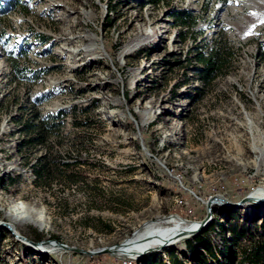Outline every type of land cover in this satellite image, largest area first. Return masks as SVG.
Listing matches in <instances>:
<instances>
[{
    "label": "rangeland",
    "instance_id": "374dc122",
    "mask_svg": "<svg viewBox=\"0 0 264 264\" xmlns=\"http://www.w3.org/2000/svg\"><path fill=\"white\" fill-rule=\"evenodd\" d=\"M219 40L231 57L205 79L198 54ZM34 114L58 124L44 144L26 141ZM42 155L99 188L97 204L110 208L88 209L84 185L58 173L37 188L31 164ZM257 189L264 0H0V264H196L208 243L221 260L234 233L262 232L264 203L225 204ZM214 195L222 202L203 228L157 251L88 255L27 242L55 235L96 250L152 225L143 242L152 246L203 219Z\"/></svg>",
    "mask_w": 264,
    "mask_h": 264
},
{
    "label": "trees",
    "instance_id": "16d2710c",
    "mask_svg": "<svg viewBox=\"0 0 264 264\" xmlns=\"http://www.w3.org/2000/svg\"><path fill=\"white\" fill-rule=\"evenodd\" d=\"M106 6L110 9V4L106 3ZM177 19L181 22V24L189 23V16L184 12H179V14H177ZM230 57L231 54L228 46H226L225 42L222 43L220 40L207 53L199 52L198 62L202 65V67L199 68V71L201 72L202 77L210 79L213 75L220 73L222 69L226 67ZM50 119L51 117L49 115L41 116L34 114L32 117L25 120L23 127L25 133L28 134V137L26 138L28 144H44L51 137L57 134L56 130L58 129V124H55V122ZM76 124H81V122L79 121ZM60 164L59 160L50 159L48 155L36 157L34 162L31 164L33 184L39 189H48L51 186L56 173H58L61 174L60 176H62L66 181L73 185H84L85 188L82 189V192H85L88 197V209L101 210L104 208H110V206H100L97 204L100 200H104L99 188H94L93 185L88 184L83 179H80L73 174V172H70V174H64L63 170H60L63 169L60 168L61 166L59 167ZM64 165L67 167L71 166V164L68 163H65ZM55 209L59 211L61 208L60 206L57 205L56 207L55 205ZM103 227H105V229H109L110 225L103 224ZM260 228L262 229V232H256V234H247L244 230L239 233H234L230 245L225 243L222 251L220 250V254H222L221 260H218L216 253L213 251L212 246L209 243L208 245L200 244L204 251L199 253V256L196 258V264H264V217L262 218ZM42 238L43 235L40 234L34 237L36 240ZM48 238L57 239L55 235H49ZM243 238L247 240L246 243L241 242ZM189 247L190 250H193L190 243ZM153 264L167 263L158 262ZM169 264L186 263L173 256L170 258Z\"/></svg>",
    "mask_w": 264,
    "mask_h": 264
},
{
    "label": "bare ground",
    "instance_id": "6f19581e",
    "mask_svg": "<svg viewBox=\"0 0 264 264\" xmlns=\"http://www.w3.org/2000/svg\"><path fill=\"white\" fill-rule=\"evenodd\" d=\"M262 195H264V190L257 189L254 192H252L251 196L260 197ZM262 198H264V197H262ZM260 203H264V202H260ZM260 203H253V204H260ZM213 204H219V203H212L211 205H213ZM197 223H198V221L192 223L191 225H188L186 228L175 227L172 230H167L164 233V235L161 236L160 238H158V237L153 238L152 240L149 241V244H151L152 246H147L143 243L153 228L152 225H146L141 231H139L136 234V237L134 238L136 240L122 242L118 245V247L112 249V252H110V253H115L116 251H119V250H121L127 246L138 247L141 250L142 254H145L147 252L157 251L161 247H163L164 245L168 244L169 242H173L174 240H176L179 237H187V234L195 233L196 232L195 228L197 227ZM172 239H174V240L172 241ZM180 239H177L176 241H178ZM39 249H41V248H39ZM130 249L131 248L122 250L120 252H117V254H121L124 252L128 253V252H130ZM139 249L136 251L137 253L140 252Z\"/></svg>",
    "mask_w": 264,
    "mask_h": 264
},
{
    "label": "water",
    "instance_id": "95a60500",
    "mask_svg": "<svg viewBox=\"0 0 264 264\" xmlns=\"http://www.w3.org/2000/svg\"><path fill=\"white\" fill-rule=\"evenodd\" d=\"M253 202V203H260V202H264V198L262 197H253L251 195H246L245 197H243L240 201L236 202V203H233V204H229V203H225L226 205H230L232 207H237L238 205H240L241 203L243 202ZM222 202V199L219 197V196H210L207 201H206V216L201 219L200 221H198L197 223V227L195 228V231L197 232L198 230H200L201 228H203L210 220V217H211V204L212 203H220ZM193 223V222H191ZM1 225V224H0ZM15 237H19L21 238L20 236H18L17 234H14ZM27 242H30V244L32 246H35L36 248H41V244H45V243H54L55 246L59 247L60 249H71V250H74L76 252H80V253H83V254H88V255H92V254H97V253H105V252H112V249L118 247V245L121 243H117V244H114V245H107V246H104V247H101L99 249H96V250H84V249H80V248H76V247H67L65 245H63L62 243H60L58 240L56 239H52V238H45L44 240H40L39 242H32V241H27Z\"/></svg>",
    "mask_w": 264,
    "mask_h": 264
}]
</instances>
